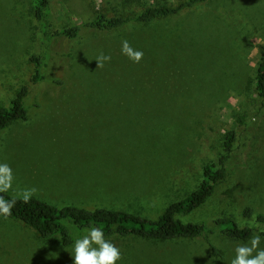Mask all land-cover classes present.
<instances>
[{"label": "rangeland", "instance_id": "374dc122", "mask_svg": "<svg viewBox=\"0 0 264 264\" xmlns=\"http://www.w3.org/2000/svg\"><path fill=\"white\" fill-rule=\"evenodd\" d=\"M48 1L42 28L31 0H0V106L28 87V120L0 136V163L14 176L5 194L19 198L34 187L32 198L58 208L155 219L197 188L203 167L226 155L225 134L236 130L226 177L202 207L178 218L211 226L225 217L264 231L242 217L248 207L264 215V101L252 86L264 59V0H206L173 18L111 32L82 25L99 13L133 16L175 0ZM75 27L81 31L74 40L55 36ZM123 40L143 52L139 64L121 54ZM101 52L111 61L97 68ZM32 58L44 77L36 83ZM144 107L173 114L156 123L132 117ZM210 239L227 260H211L201 238L108 240L120 249L117 264H230L238 244L218 233ZM73 247L0 217V264H72Z\"/></svg>", "mask_w": 264, "mask_h": 264}, {"label": "trees", "instance_id": "16d2710c", "mask_svg": "<svg viewBox=\"0 0 264 264\" xmlns=\"http://www.w3.org/2000/svg\"><path fill=\"white\" fill-rule=\"evenodd\" d=\"M205 1L157 2L143 7L140 12L133 14V16L108 17L106 14L99 13L92 20L84 23L82 28L111 32L128 26H149L180 15L184 11H189ZM31 6L35 19L42 25V28H45L49 1L31 0ZM205 26H207L206 23ZM80 31L81 29L78 27L62 29L55 36L74 40L78 38ZM32 61L35 64V73L31 82H40L44 79L40 72L41 61L38 58H32ZM252 86L255 94L264 101V59L257 65ZM27 95L28 87L23 86L8 107L0 106V136L12 124L28 120V108L24 102ZM172 114V111L170 113L167 110L164 111V107H144L140 111H133L131 115L133 118L139 119L146 117L152 123H156L160 117ZM243 121V117H238L240 124H243ZM236 135V130H230L225 134L222 144L226 155L221 156L216 163H209L203 167L202 179L197 188L181 200L171 202L155 219L103 207L94 210L72 205L58 208L34 198H31L28 203H24L20 198L0 193V196L6 200L17 199V203L11 210L12 214L7 219L22 223L43 240L57 237L64 248L72 246L76 239L84 234V229L89 225L102 228L105 239L137 238L151 242H174L201 238L205 240L210 249L211 260L224 262L227 260V255L213 244L210 239L211 236L218 233L220 237L231 244H246L257 234L264 239V231L243 226L225 217L216 218L212 225L208 226L204 223H185L178 216L190 214L202 207L213 195L216 184L226 177L225 162L227 155L232 151ZM242 214L245 219L254 218L256 223L264 225V215L259 214L254 208H245ZM233 257L234 255L230 258Z\"/></svg>", "mask_w": 264, "mask_h": 264}, {"label": "clouds", "instance_id": "9594fccd", "mask_svg": "<svg viewBox=\"0 0 264 264\" xmlns=\"http://www.w3.org/2000/svg\"><path fill=\"white\" fill-rule=\"evenodd\" d=\"M121 54L132 63L139 64L143 59V52L132 48L127 40L121 41ZM111 61L110 55L101 52L95 60L97 68H103ZM13 171L8 163H0V193H6L13 188ZM37 194L36 188H25L18 193V197L24 203ZM17 203V199L6 200L0 196V216L7 219L11 216V210ZM86 233L76 239L73 247L72 264H117L121 259L120 249L110 240L105 239L102 228L89 225L84 229ZM261 235H254L246 244H238L235 256L230 264H264V249L260 248Z\"/></svg>", "mask_w": 264, "mask_h": 264}]
</instances>
